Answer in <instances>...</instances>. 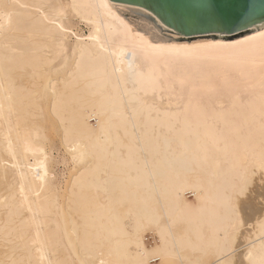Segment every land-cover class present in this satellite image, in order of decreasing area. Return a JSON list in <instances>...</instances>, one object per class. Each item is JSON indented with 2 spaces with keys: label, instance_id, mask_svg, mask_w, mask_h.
<instances>
[{
  "label": "bare ground",
  "instance_id": "1",
  "mask_svg": "<svg viewBox=\"0 0 264 264\" xmlns=\"http://www.w3.org/2000/svg\"><path fill=\"white\" fill-rule=\"evenodd\" d=\"M109 5L163 31L0 0V264H264V27L154 44Z\"/></svg>",
  "mask_w": 264,
  "mask_h": 264
},
{
  "label": "water",
  "instance_id": "2",
  "mask_svg": "<svg viewBox=\"0 0 264 264\" xmlns=\"http://www.w3.org/2000/svg\"><path fill=\"white\" fill-rule=\"evenodd\" d=\"M111 2L143 8L150 12L161 27V31L150 16L124 7L110 6L137 32L149 36L151 43L176 42L195 39L231 41L261 30L264 27V0H110ZM221 20L229 23L225 26ZM254 27L242 32L245 28ZM167 32L189 39H171L160 35ZM241 32V33H240ZM238 33V34H236ZM229 34L231 36H206ZM236 34V35H233ZM198 37V38H193Z\"/></svg>",
  "mask_w": 264,
  "mask_h": 264
},
{
  "label": "snow or ice",
  "instance_id": "3",
  "mask_svg": "<svg viewBox=\"0 0 264 264\" xmlns=\"http://www.w3.org/2000/svg\"><path fill=\"white\" fill-rule=\"evenodd\" d=\"M220 23L226 26L229 22L226 20H221ZM256 193H257V181H256V175L254 173L251 180L246 181L245 184L236 193L238 204L240 206L246 205L248 202L254 199ZM259 195L261 197V201H260L261 207L264 208V170H262L259 175Z\"/></svg>",
  "mask_w": 264,
  "mask_h": 264
},
{
  "label": "rangeland",
  "instance_id": "4",
  "mask_svg": "<svg viewBox=\"0 0 264 264\" xmlns=\"http://www.w3.org/2000/svg\"><path fill=\"white\" fill-rule=\"evenodd\" d=\"M81 31L84 34L86 33V29L84 27H81ZM91 122L93 123V125L95 124V122L93 120H90V124L92 125ZM71 168H72V165L68 162L67 170L69 171ZM61 170L62 169H60V167L56 166V171L57 172H60ZM186 198L189 201H191L193 199L191 194H187ZM144 237H145L144 238L145 244L148 245V246H152L153 243H154V239H153L154 237L152 235H150L149 232H147ZM151 264H157V262H154V263H151Z\"/></svg>",
  "mask_w": 264,
  "mask_h": 264
}]
</instances>
